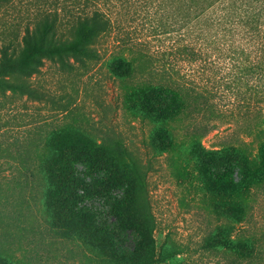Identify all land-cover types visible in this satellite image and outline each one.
<instances>
[{
    "label": "trees",
    "instance_id": "16d2710c",
    "mask_svg": "<svg viewBox=\"0 0 264 264\" xmlns=\"http://www.w3.org/2000/svg\"><path fill=\"white\" fill-rule=\"evenodd\" d=\"M115 2L0 0V14L14 13L20 23L25 17L30 20L20 38L11 33L0 46V96L42 100L43 93L31 80L46 61L67 69L74 64L87 67L97 60L98 44L113 27L106 10ZM180 3L181 27L192 33V23L199 20V50L186 45L173 51L191 62L199 61V81H187L179 71L170 73L166 66L173 51L143 53L138 58L122 50L106 65L114 77L130 82L124 85L123 106L151 125L148 144L152 155L156 158L173 153L175 158L174 153L184 146L189 160L199 165L205 190L216 200L218 214L227 221L203 240L201 248H221L251 259L256 243L237 238L234 233L245 220L250 189L264 182V117L254 125L259 138L255 153L246 142L209 149L203 139L217 127L221 115L224 117L214 105L213 98L220 94L217 90L231 92L238 109L247 114L254 113L257 106L264 108V0ZM220 46L227 50L220 54L230 72L215 77L217 67H210L214 62L211 50ZM129 52L138 53L133 48ZM138 75L140 81L132 82ZM198 113L199 126L193 129L188 143L182 144L174 124L182 123L185 115ZM208 113L213 117L202 122ZM65 126L44 142L35 141L38 161L23 166L33 180L31 192L36 194L37 180L43 181L41 195L49 210L56 213L55 224L63 227L70 239L87 240L92 252L109 254L120 264L156 263L149 169L143 167L122 137L104 134L96 139L70 122ZM17 184L22 186L21 181ZM87 198L98 201L101 210L82 207ZM12 261L0 252V264Z\"/></svg>",
    "mask_w": 264,
    "mask_h": 264
},
{
    "label": "rangeland",
    "instance_id": "374dc122",
    "mask_svg": "<svg viewBox=\"0 0 264 264\" xmlns=\"http://www.w3.org/2000/svg\"><path fill=\"white\" fill-rule=\"evenodd\" d=\"M115 1L104 8L113 27L98 44L97 60L87 67L74 64L67 69L46 61L31 80L34 88L43 93L42 100L0 96V252L11 258L13 264H120L109 254L92 252L87 240L70 239L64 228L55 224L56 213L49 210L41 195L43 181L37 180L36 194L30 190L33 180L23 166L38 161L35 141L44 142L70 122L77 129L94 134L96 139L104 134L122 137L143 167L149 169L150 202L155 217L154 264H264V182L250 189L245 220L234 233L237 238L256 243L254 257L240 258L221 248L203 250V240L227 221L218 214L216 200L206 192L199 165L189 160L184 146L174 153L175 158L173 153L156 158L152 155L148 144L151 125L123 106L124 85L130 82L114 77L106 65L114 53L122 50L129 57L138 58L143 53L173 51L186 45L197 52L199 20L192 23V33L181 27L180 0ZM17 21L14 13L0 14V46L11 33L20 38L23 28L30 23L27 17L21 23ZM131 48L138 53H130ZM223 49L227 51L224 46L211 50L214 62L210 67H217L215 77L230 72L227 62L221 59ZM174 52L166 66L170 73L179 71L187 81H199V61L191 62ZM140 79L138 75L131 81ZM217 93L220 94L213 98L214 105L224 117L221 115L203 144L212 149L242 141L255 153L259 138L254 125L264 117V108L257 106L254 113L247 114L238 109L231 92ZM212 115L208 113L200 120L206 122ZM182 120L174 124L175 135L185 144L199 126V113L185 115ZM19 181L22 186L17 184ZM26 181L31 183L26 185ZM97 202L87 198L81 206L98 209Z\"/></svg>",
    "mask_w": 264,
    "mask_h": 264
}]
</instances>
